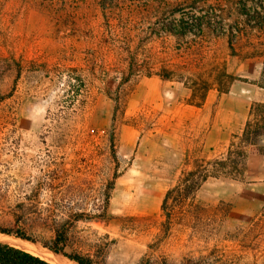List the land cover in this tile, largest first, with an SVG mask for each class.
I'll use <instances>...</instances> for the list:
<instances>
[{"label":"rangeland","instance_id":"obj_1","mask_svg":"<svg viewBox=\"0 0 264 264\" xmlns=\"http://www.w3.org/2000/svg\"><path fill=\"white\" fill-rule=\"evenodd\" d=\"M190 1L167 0L159 12L153 0L125 3L138 10L127 25L139 62L152 55L181 64L200 52L205 70L224 63L241 78L224 94L209 90L200 109L187 103L190 90L182 83L144 71L123 83L116 107L114 83L129 70L123 60L110 68L109 54L95 45L92 36L105 31L90 0H72L59 11L37 0H0V95L6 96L0 102V227L14 212L37 240L29 242L41 246L52 236L45 224H64L70 230L65 252L94 264H180L188 257L200 264H264V230H249L264 203L259 155L248 156L242 181L210 178L196 192L195 201L208 211L221 202L230 208L221 221L195 231L181 224L161 229L166 190L194 158L221 155L240 134L251 104L264 102V89L254 83L264 58L243 57L264 50V0ZM178 2L182 12L171 13ZM195 15L205 22L202 39L192 32L184 40L154 36L164 22ZM231 30L237 56L229 54ZM121 33L112 35L117 46ZM187 41L202 47L184 51Z\"/></svg>","mask_w":264,"mask_h":264},{"label":"trees","instance_id":"obj_2","mask_svg":"<svg viewBox=\"0 0 264 264\" xmlns=\"http://www.w3.org/2000/svg\"><path fill=\"white\" fill-rule=\"evenodd\" d=\"M38 4L44 7H49L54 11H59V8L67 7L72 0H37ZM76 1V0H75ZM135 0H90V5L97 12L100 18L98 28L103 29L105 34L100 36L93 35L92 38L96 40V46L100 50H105L108 55L104 59L110 68L116 67V63L119 60H123L127 63L129 70L128 76L122 78L119 82L114 83L113 100L116 103V107L121 102V91L123 83H126L131 75L137 74L140 71H144V75L147 77L157 76L162 80L177 81L182 83L190 90V96L187 99V103L200 107L209 90L215 89L219 94L227 92L229 86L235 80L241 78L229 73L225 64H215L209 70H205L206 57L200 52L191 53L188 61H184L181 64L171 63L167 58L152 59L150 55L149 59H143L139 62L136 53L138 52V45L132 46L133 39L129 32L131 31L127 25L129 16L133 12H138L136 7L127 6L125 2ZM201 0H191L189 3L191 6H196ZM156 3V10H166L168 6L167 0H153ZM187 0H184L186 3ZM148 4V3H147ZM182 2H178L177 8H171L170 12L176 11L182 12L184 5ZM146 4H144L145 6ZM162 6V8H160ZM58 7V8H57ZM70 16V14H68ZM205 24L202 16H188L180 18L176 23L164 22L161 24L160 32H155L156 37H165L173 35L176 39H185L187 33L192 32L194 38L197 36L202 39V27ZM121 29V33L124 35L123 45L117 46L115 40L112 39L113 32ZM196 31L193 32V29ZM93 30H88L89 36ZM237 36L232 30L228 36V48L229 54L233 56L239 55L236 48ZM184 51L188 50L192 45H196L197 48H201L202 45L199 42H186ZM162 51L166 52L164 41L161 42ZM119 48V51L116 50ZM180 47H178L179 49ZM181 50V49H180ZM115 53L116 56L113 54ZM185 53V52H184ZM189 54V53H188ZM111 56V60H110ZM262 57L264 58V50L256 49L251 52H243V57ZM197 69V71H196ZM254 83L264 89V62L261 67L259 78ZM105 91L111 94L110 89L104 82ZM6 96L0 95V102ZM264 138V102L252 103L244 126L240 134H234L229 141L225 151L216 157L194 158L189 168L181 172L177 182L168 188L163 196L160 209L164 216V220L161 223V229L168 231L175 224H181L183 227H187L193 231L198 230L204 224L213 225L214 222L221 221L229 212L230 208L227 206L225 210L222 208L225 203L221 202L213 210L208 211L204 206H201L195 201V194L200 187L210 178L214 179H230L235 181H242L247 166V158L249 155H259L262 158L264 164V144L261 143ZM111 141V140H110ZM112 159H116V153L113 148L112 141L110 142ZM117 178V174L113 175L112 181L108 184V190L113 188L114 180ZM109 192L105 194V200L108 202ZM226 206V205H225ZM22 210V217L27 212L24 211L22 204L17 206ZM13 220L8 221V226L0 227V233L14 236L17 239L28 240L36 242L27 236L26 228L20 225V217L18 214L11 212L7 213ZM219 217V219L217 218ZM209 225V226H210ZM43 228L49 230L52 233L50 239L40 241L42 247L47 248L55 253H61L62 255L73 260L77 264H94L92 259L88 256L80 254H68L65 252L68 246L70 230L64 224L49 225L45 224ZM252 229L264 230V203L257 217L252 220V224L249 227ZM261 232V233H262ZM0 264H54L49 261L34 255L26 250L11 244L0 241ZM144 264H151L150 260H144ZM180 264H200L198 260L193 258H184Z\"/></svg>","mask_w":264,"mask_h":264},{"label":"bare ground","instance_id":"obj_3","mask_svg":"<svg viewBox=\"0 0 264 264\" xmlns=\"http://www.w3.org/2000/svg\"><path fill=\"white\" fill-rule=\"evenodd\" d=\"M0 241L7 242L13 246L26 250L34 255H37L41 258L48 260L50 263L52 262L56 264H77L72 260L59 256L58 254H53V253L51 254L46 249H43L41 246H39L38 244L26 240H21L0 234Z\"/></svg>","mask_w":264,"mask_h":264},{"label":"crops","instance_id":"obj_4","mask_svg":"<svg viewBox=\"0 0 264 264\" xmlns=\"http://www.w3.org/2000/svg\"><path fill=\"white\" fill-rule=\"evenodd\" d=\"M149 78H150V77H149ZM234 83H235V82H232V83H231L230 88H231V86H232ZM221 94H224V93H221ZM188 97H189V96H188ZM203 104H204V103H203ZM203 104H202V105H203ZM190 106H192V105H190ZM200 107H201V106H200ZM200 107H197V108L200 109ZM54 264H56V263H54Z\"/></svg>","mask_w":264,"mask_h":264}]
</instances>
